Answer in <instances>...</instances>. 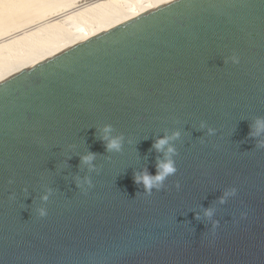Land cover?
Here are the masks:
<instances>
[{
  "label": "water",
  "instance_id": "water-1",
  "mask_svg": "<svg viewBox=\"0 0 264 264\" xmlns=\"http://www.w3.org/2000/svg\"><path fill=\"white\" fill-rule=\"evenodd\" d=\"M257 119L264 0H171L0 81V264H264ZM176 130L177 172L148 195L134 174H157L168 145L153 144ZM208 207L215 228L195 219Z\"/></svg>",
  "mask_w": 264,
  "mask_h": 264
},
{
  "label": "bare ground",
  "instance_id": "bare-ground-1",
  "mask_svg": "<svg viewBox=\"0 0 264 264\" xmlns=\"http://www.w3.org/2000/svg\"><path fill=\"white\" fill-rule=\"evenodd\" d=\"M171 0H0V81Z\"/></svg>",
  "mask_w": 264,
  "mask_h": 264
},
{
  "label": "clouds",
  "instance_id": "clouds-1",
  "mask_svg": "<svg viewBox=\"0 0 264 264\" xmlns=\"http://www.w3.org/2000/svg\"><path fill=\"white\" fill-rule=\"evenodd\" d=\"M229 61L232 64H238L240 62V58L237 54L233 53L231 56L225 58L224 63H228ZM252 127H253V131L250 132V136L252 137L260 136L262 133H264V119H257ZM203 129H207L206 136L208 137H212L217 133L216 128L209 126L206 121L201 120L199 122V127L197 130H203ZM111 130H112L111 125H106L103 129L104 135L101 138L107 141L106 148L108 151L119 152L121 149L123 137L122 136L110 137L109 133L111 132ZM180 137H181V131L176 130L172 132L171 135H166L164 138L157 139L153 144V147L158 151L165 150V145H168V147L165 150L164 160L158 161L157 174L149 175L146 169L142 173L134 174V182L137 184L142 183L144 185L146 194L151 195L153 188L159 191L161 188L165 187L163 183L165 179L170 175L176 174L177 172L176 162L172 159V157L178 155V153L176 148L170 144V141L178 140ZM201 141L203 142V138H201ZM129 143H131V141H129ZM68 147L71 149L74 148L75 145H69ZM257 147L264 148V139L259 140L257 142ZM70 158L71 157L68 156L66 160L60 165V168L66 167L67 159ZM95 159H96V155L91 152L81 156V162L82 164L88 166L89 172L99 171L96 165L93 164V161ZM60 168H57V170H60ZM74 179L77 189H80L81 191L86 192L87 189L93 186L92 180L89 176H85L83 178H81L80 176H76ZM9 183H12V180H9ZM175 187L177 190L180 189V183L178 181L176 182ZM23 192L25 193V199H27L28 188L25 187L23 189ZM52 192L53 190L51 188H48L45 194L40 197V200L46 203L49 200V197L52 194ZM236 193H237V189L235 187L227 189L225 190L224 194L218 199L217 202L220 205H223L227 202V200L230 197L235 196ZM9 199H15V193H10ZM35 211L38 214V216L41 218L47 216L48 214L47 209L44 206H40L36 208ZM215 213H216V209L214 207L203 208L202 214L201 212H195V219L198 221L203 220L210 222L211 227L215 228L219 224L218 220L213 219Z\"/></svg>",
  "mask_w": 264,
  "mask_h": 264
}]
</instances>
